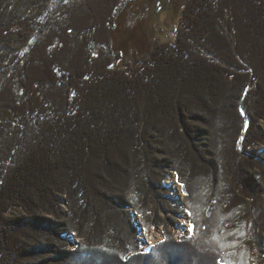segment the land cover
<instances>
[{"label": "trees", "instance_id": "obj_1", "mask_svg": "<svg viewBox=\"0 0 264 264\" xmlns=\"http://www.w3.org/2000/svg\"><path fill=\"white\" fill-rule=\"evenodd\" d=\"M129 1L0 0V264H263L264 0H187L118 67ZM170 167L194 234L137 253Z\"/></svg>", "mask_w": 264, "mask_h": 264}, {"label": "rangeland", "instance_id": "obj_2", "mask_svg": "<svg viewBox=\"0 0 264 264\" xmlns=\"http://www.w3.org/2000/svg\"><path fill=\"white\" fill-rule=\"evenodd\" d=\"M186 1L130 0L121 12L112 33L113 52L122 57L117 66H122L128 60L145 57L158 43L175 40V31L179 26L182 9ZM259 129L264 133V120L260 121ZM258 148L260 151H264V145H259ZM259 161L261 160L259 159ZM164 171L165 184L162 197L166 199V208L159 209L153 217L151 212L148 213L151 217L147 220L146 227L145 218L136 214L132 209V219L138 228L139 249L137 253L150 252L152 248L163 242L167 236L180 242L185 237L194 234V224L189 211L186 209L187 193L183 190L179 173L173 167ZM174 178L176 183L172 181ZM149 207H151V204ZM64 210H68L67 206H64ZM16 213H19V211L16 210ZM207 215H212V212H208ZM185 220H188L187 225ZM148 224L149 226H147ZM153 230L159 232L161 236L157 238L153 246L148 247L144 234ZM68 241L72 242V249L79 243V240L72 234H69ZM262 254V260L264 261V251Z\"/></svg>", "mask_w": 264, "mask_h": 264}, {"label": "bare ground", "instance_id": "obj_3", "mask_svg": "<svg viewBox=\"0 0 264 264\" xmlns=\"http://www.w3.org/2000/svg\"><path fill=\"white\" fill-rule=\"evenodd\" d=\"M172 181L176 183L175 178ZM185 222L187 225L188 220H185ZM159 234H160L159 232L154 230L150 232H145L144 237H145L146 245L148 247L153 246L156 243L157 238H160L161 234L160 235Z\"/></svg>", "mask_w": 264, "mask_h": 264}]
</instances>
